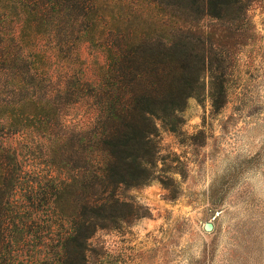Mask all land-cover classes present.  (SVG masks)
I'll return each instance as SVG.
<instances>
[{
  "label": "trees",
  "instance_id": "trees-1",
  "mask_svg": "<svg viewBox=\"0 0 264 264\" xmlns=\"http://www.w3.org/2000/svg\"><path fill=\"white\" fill-rule=\"evenodd\" d=\"M247 1L0 0V264L42 248V264H87L96 230L136 217L117 191L152 179L155 120L183 110L207 61L184 24L239 19ZM80 42L104 56L97 81L77 76ZM64 101L90 113L56 132ZM9 134L44 141L52 173L25 168Z\"/></svg>",
  "mask_w": 264,
  "mask_h": 264
},
{
  "label": "rangeland",
  "instance_id": "rangeland-1",
  "mask_svg": "<svg viewBox=\"0 0 264 264\" xmlns=\"http://www.w3.org/2000/svg\"><path fill=\"white\" fill-rule=\"evenodd\" d=\"M184 25L201 36L207 57L196 93L174 117L155 120L152 179L117 191L136 217L96 230L87 264H264V0H248L239 19ZM77 48L78 78L97 81L103 54L87 42ZM59 63L47 87L62 79ZM60 113L55 131H72L90 107L64 101ZM5 143L25 168L52 173L40 138L9 134ZM43 250L19 264H42Z\"/></svg>",
  "mask_w": 264,
  "mask_h": 264
},
{
  "label": "water",
  "instance_id": "water-1",
  "mask_svg": "<svg viewBox=\"0 0 264 264\" xmlns=\"http://www.w3.org/2000/svg\"><path fill=\"white\" fill-rule=\"evenodd\" d=\"M204 229L207 230V231L211 230L212 229V224L211 223H205L204 224Z\"/></svg>",
  "mask_w": 264,
  "mask_h": 264
}]
</instances>
